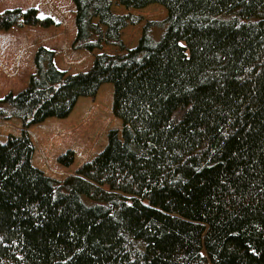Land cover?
I'll use <instances>...</instances> for the list:
<instances>
[{
    "label": "trees",
    "instance_id": "obj_1",
    "mask_svg": "<svg viewBox=\"0 0 264 264\" xmlns=\"http://www.w3.org/2000/svg\"><path fill=\"white\" fill-rule=\"evenodd\" d=\"M72 1V48L118 51L68 74L41 46L27 87L0 98V120L24 127L0 140V264H264V0ZM151 4L166 18L126 48L143 17L113 6ZM54 24L0 13V29ZM108 82L122 129L75 175L47 176L27 128Z\"/></svg>",
    "mask_w": 264,
    "mask_h": 264
},
{
    "label": "rangeland",
    "instance_id": "obj_2",
    "mask_svg": "<svg viewBox=\"0 0 264 264\" xmlns=\"http://www.w3.org/2000/svg\"><path fill=\"white\" fill-rule=\"evenodd\" d=\"M68 1L74 6L72 0ZM68 1L0 0V13L13 8L23 10L36 8L41 18L59 17L63 23V25L57 26V18L51 17L55 26L48 27L51 28L49 30L41 26L28 25L0 29V98L10 92L18 93L27 87L30 76L36 71L35 66L34 72L29 74L28 64L31 62L30 57L33 60L32 51L34 50L36 53L41 46H50L58 51V53L55 51V55L58 54V66L55 65L58 69L62 67L63 71L68 74L86 72L91 69L94 55L98 51L89 53L72 48L70 37L75 12ZM113 11L120 15L132 13L135 16L143 17L141 23L129 24L122 30V39L126 48H132L137 44L146 21H160L167 16L166 10L159 4H151L146 8L130 11L122 5H114ZM60 27L64 31L62 42L53 39ZM66 38H68L67 41ZM107 51L117 52L118 49L112 47L107 48ZM67 56L70 58L68 59ZM19 61L23 65L22 72L18 68ZM113 95L114 84L104 83L96 95L81 97L67 117H49L45 121L27 128L35 145L33 164L44 171L47 176L62 180L67 176L75 175L76 170L85 161L91 160L97 153L103 151L108 143L110 130L122 129V121L115 117L112 111ZM182 113L181 110L177 111L175 117L179 118ZM23 130L22 121L18 118L0 120V140L2 142L9 135H20ZM69 150L74 152V162L70 166H63L58 162V158Z\"/></svg>",
    "mask_w": 264,
    "mask_h": 264
},
{
    "label": "crops",
    "instance_id": "obj_3",
    "mask_svg": "<svg viewBox=\"0 0 264 264\" xmlns=\"http://www.w3.org/2000/svg\"><path fill=\"white\" fill-rule=\"evenodd\" d=\"M68 1V0H67ZM69 2V1H68ZM69 5L70 6H72V8H73V11L76 13V7H75V4H74V6H73V4L71 3V2H69ZM75 13H74V15H73V23H72V28H71V30H72V35H71V37H70V43L72 44V41H73V39L75 38V36H76V26H75ZM51 17H53L54 19L55 18H57V17H54V16H51ZM56 25L57 26H61V25H63V23L61 22V20L59 19V17L57 18V22H56ZM55 25H53V26H51V28H53ZM51 28H48V30L49 29H51ZM59 29V30H58ZM57 29V32L55 33V35L53 36V39L55 38V39H57L58 41H60V42H62V40L64 39V35L62 36V34L64 33V31H63V28L62 27H60V28H58ZM69 29V28H68ZM70 30V29H69ZM67 39L68 38H66L65 40L67 41ZM45 47H47L46 45H45ZM47 48H49V49H51V50H54V51H56L53 47H50V46H48ZM107 48H112V47H108V46H106V47H104V49H102V50H96V51H98V53H99V51L100 52H102V51H105V52H109V51H107ZM57 53H58V51H56ZM95 52V51H94ZM56 53V55H55V59H54V62H55V64L58 66V64H57V57H58V54ZM93 53V52H92ZM110 53H116V51H111ZM32 54H33V60H32V58L30 57V60H31V62H29V64H28V68H29V70H30V73L29 74H31V73H33L34 72V70H35V64H34V54H35V51L33 50L32 51ZM67 58L69 59L70 57H68L67 56ZM22 63V62H21ZM20 63V61H19V66H18V68L20 69V72H22V69H23V65ZM60 67V66H59ZM60 69L61 70H64V69H62V67H60ZM28 78V75L26 76V79Z\"/></svg>",
    "mask_w": 264,
    "mask_h": 264
}]
</instances>
